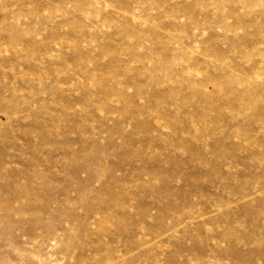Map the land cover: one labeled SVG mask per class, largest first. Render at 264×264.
<instances>
[{"label": "rangeland", "instance_id": "rangeland-1", "mask_svg": "<svg viewBox=\"0 0 264 264\" xmlns=\"http://www.w3.org/2000/svg\"><path fill=\"white\" fill-rule=\"evenodd\" d=\"M0 264H264V0H0Z\"/></svg>", "mask_w": 264, "mask_h": 264}]
</instances>
